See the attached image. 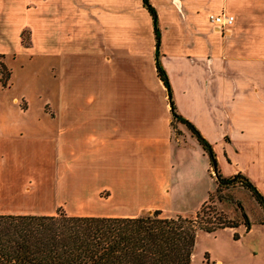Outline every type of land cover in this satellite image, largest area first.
Wrapping results in <instances>:
<instances>
[{"label": "crops", "instance_id": "obj_1", "mask_svg": "<svg viewBox=\"0 0 264 264\" xmlns=\"http://www.w3.org/2000/svg\"><path fill=\"white\" fill-rule=\"evenodd\" d=\"M148 1L176 109L211 144L218 171L243 174L264 198V0ZM2 6L8 18L14 8L24 17L20 48L7 55L47 61L52 89L40 104L51 107L42 110L49 134L25 138L20 128L11 139L0 134V148L12 142L9 152L0 151V213L52 214L61 206L68 214L134 216L144 208L182 215L166 202L188 195L212 169L188 130L182 143L171 141L169 102L155 72L152 21L142 1L3 0ZM220 11L233 15L223 31L208 19ZM24 29L29 37L22 41ZM0 56L9 71L4 86L11 71ZM29 140L34 164L17 154ZM63 147L68 154L57 162L54 150ZM129 165L136 185L116 194L111 184ZM100 189L108 191L110 208L92 202ZM250 223L214 230L239 241L238 224L245 236ZM214 230L198 229L195 239ZM207 254L200 264H235ZM192 258L191 252L189 264Z\"/></svg>", "mask_w": 264, "mask_h": 264}, {"label": "trees", "instance_id": "obj_2", "mask_svg": "<svg viewBox=\"0 0 264 264\" xmlns=\"http://www.w3.org/2000/svg\"><path fill=\"white\" fill-rule=\"evenodd\" d=\"M141 1L151 16L155 72L166 88L170 123L172 120L183 123L207 154L214 190L238 183L249 190L264 211V198L257 188L239 172L222 175L216 167L211 144L176 109L158 58L155 10L148 0ZM7 74L0 69L2 84ZM205 200L193 216H162L158 209L134 216L68 214L61 208L52 214L0 213V264H189L198 229L211 231L237 223L221 214L215 222L205 217L201 223L198 215ZM242 215L241 222L247 227L248 219L243 212Z\"/></svg>", "mask_w": 264, "mask_h": 264}, {"label": "rangeland", "instance_id": "obj_3", "mask_svg": "<svg viewBox=\"0 0 264 264\" xmlns=\"http://www.w3.org/2000/svg\"><path fill=\"white\" fill-rule=\"evenodd\" d=\"M2 4L3 0H0V53H3L4 59L2 60L10 68L11 81L4 86L0 81V134H6L5 138L11 139L12 137L9 136L16 134V130L20 128L19 130H21L25 138H39L49 134L47 129L50 127V121L42 111L49 112L51 110L49 102H44L41 105L42 110L40 109L41 102L51 94L50 89L52 87L48 76L49 65L43 58L40 60H35L34 58L28 60V57L21 52H17L16 57L7 55V53L20 48L17 41V33L24 17L19 15L18 10L14 8L8 18L6 15L7 9ZM214 29L218 30L217 28ZM21 36L22 41L27 40V37H29L27 29L22 31ZM0 69L3 74L8 73L7 75H9L7 67L3 64L1 65V56ZM20 94L23 95V99L27 103L26 109L18 108V106L23 107L25 105L24 100H21ZM12 96L18 98L15 100L16 104L12 102ZM187 130L183 123L172 120L170 123L171 141L176 143L185 141L186 132L189 131ZM11 143L6 141L0 151L2 152L6 149L9 152L12 149L9 145ZM20 149L23 151L17 154L25 153V156L31 158V164H34L36 157L32 156L34 152L33 142L29 140V142L21 144ZM67 154L65 147H63L60 150H54L53 157L54 159L57 158L55 161L60 162L59 160H64ZM4 167V164L0 161V170H3ZM134 171L136 170L132 169L130 165L129 167H122V173L118 175L121 177L118 178L119 180H114L111 184L112 188L116 190V194L122 193L124 189L128 190L135 187V180H137L138 175ZM112 173L114 175L119 172L118 170H113ZM212 179H214L213 171L207 170L204 176L192 184L193 189L188 195H183L182 197L174 196L166 204L177 208V210L182 212L183 216H193L192 207L201 199L205 191L209 190V198H205L206 200L198 215L201 223L204 222L203 219L205 217L215 222L220 214L235 222L242 221L244 220L243 212L248 221H251V230L243 236L242 224H238V232L242 233L239 241H233L231 236L229 238L226 237V233L222 232V229H216L213 232H200L192 249L193 264H200L199 260H205L204 253H208L209 257L218 255L223 259L233 260L235 264H264V223H262L264 211L261 206L253 198L249 190L238 183L214 190L215 182ZM107 196L108 191L100 189L97 194L99 200L95 199L92 202L95 204L102 202L103 207L110 208L112 203ZM95 204L94 206L96 207ZM59 207L62 208L61 206ZM139 209L138 214L146 211L144 208ZM175 214L177 213L160 210V215L162 216H174Z\"/></svg>", "mask_w": 264, "mask_h": 264}, {"label": "built area", "instance_id": "obj_4", "mask_svg": "<svg viewBox=\"0 0 264 264\" xmlns=\"http://www.w3.org/2000/svg\"><path fill=\"white\" fill-rule=\"evenodd\" d=\"M208 19L212 25L220 31H223L233 21V15L224 11L209 13Z\"/></svg>", "mask_w": 264, "mask_h": 264}]
</instances>
